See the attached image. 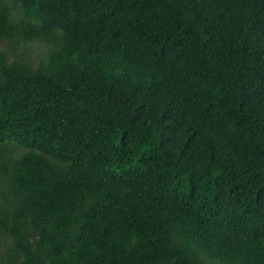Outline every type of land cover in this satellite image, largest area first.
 <instances>
[{
  "label": "trees",
  "instance_id": "obj_1",
  "mask_svg": "<svg viewBox=\"0 0 264 264\" xmlns=\"http://www.w3.org/2000/svg\"><path fill=\"white\" fill-rule=\"evenodd\" d=\"M0 42V264H264V0H0Z\"/></svg>",
  "mask_w": 264,
  "mask_h": 264
},
{
  "label": "rangeland",
  "instance_id": "obj_2",
  "mask_svg": "<svg viewBox=\"0 0 264 264\" xmlns=\"http://www.w3.org/2000/svg\"><path fill=\"white\" fill-rule=\"evenodd\" d=\"M7 45L4 42H0V51H6ZM45 51V45L42 42H30L27 44H21L17 46L15 51L16 55H18L23 60L30 62L32 64H36L39 61L40 56L43 55ZM2 251V241H0V252Z\"/></svg>",
  "mask_w": 264,
  "mask_h": 264
}]
</instances>
